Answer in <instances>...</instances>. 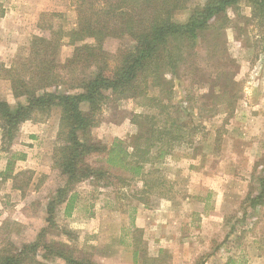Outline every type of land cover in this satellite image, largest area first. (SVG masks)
<instances>
[{
    "label": "rangeland",
    "instance_id": "374dc122",
    "mask_svg": "<svg viewBox=\"0 0 264 264\" xmlns=\"http://www.w3.org/2000/svg\"><path fill=\"white\" fill-rule=\"evenodd\" d=\"M206 1L190 0L174 20L188 22ZM0 3L6 10L0 18V61L6 66L29 56L34 37L50 38L52 28L68 33L76 25L71 0ZM227 15L229 69L239 82L240 96L232 108L223 104L211 114L203 110L209 84L179 83L171 117L204 130L197 129L193 144H186L188 139L175 144L169 155L146 166L151 172L148 193H142L144 182L130 179L128 173L120 172L125 182L113 180L110 187L104 186L106 181H85L70 192L76 196L72 214L66 216L65 204H59L51 226L48 203L58 199V190L65 186V177L53 168L60 110L23 124L9 153L1 149L0 133V173L14 151L26 155L14 164V173L32 172L23 191L15 188L14 180L0 176V253L11 247L10 242L16 247L34 242L47 229L42 239L46 243L82 250L98 264H155L147 259H158L156 264H264V197L256 207L251 205L264 184L263 31L248 20L251 8L246 2ZM62 41L59 61L64 63L73 50L67 46L68 37ZM131 44L128 39H109L106 49L116 53L120 46ZM188 96L194 97L190 103ZM0 99L17 103L9 80H0ZM140 114L156 116L160 124L165 119L142 102L113 100L98 114L92 139L130 145L139 132L135 119ZM88 161L97 167L103 163L99 154Z\"/></svg>",
    "mask_w": 264,
    "mask_h": 264
},
{
    "label": "trees",
    "instance_id": "16d2710c",
    "mask_svg": "<svg viewBox=\"0 0 264 264\" xmlns=\"http://www.w3.org/2000/svg\"><path fill=\"white\" fill-rule=\"evenodd\" d=\"M189 2L71 0L77 17L70 32L52 28L50 38H33L28 57H17L10 66L0 61V80L10 81L17 100L16 105H11L0 99L3 151L12 150L24 123L42 121L54 109L60 110L53 168L65 177V186L58 190V199L48 203L49 225H53L59 204H65L66 216L72 214L76 196L70 192L76 185L85 181H106L104 186L110 187L114 185L113 180L125 182L118 175L122 172L128 173L132 180L143 181L142 193H148L151 172L146 166L169 155L175 144L187 139L186 144H193L199 126L190 127L169 113L173 108L174 90L182 80H189L193 85L209 84L203 110L211 114L223 104L232 108L239 98V82L229 69L232 59L226 38L230 25L227 12L243 2L248 3L251 8L248 20L259 26L264 40V0H207L188 22H176V13ZM5 13L0 3V18ZM64 37H68L67 46L73 51L61 63L59 55ZM109 39H128L132 44L122 45L112 53L106 49ZM127 99L159 110L158 116H165L163 123L160 124L156 116L140 114L135 119L139 132L130 145L125 146L120 140L112 145L94 141L91 132L98 125L97 117L103 107L110 101ZM186 100L190 103L194 97L188 96ZM93 154L102 157L100 167L89 163ZM25 158V153L12 152L6 170L0 173L4 180H14L15 188L21 191L30 185L32 172L14 173L13 166ZM263 197L264 184L251 205L256 207ZM47 232L43 230V237ZM43 237L41 234L34 242L20 247L10 242L11 247L0 253V264H46L48 260H60L63 264H98L89 253L46 243ZM134 256L137 262L138 250ZM147 260V263L158 262V259Z\"/></svg>",
    "mask_w": 264,
    "mask_h": 264
},
{
    "label": "crops",
    "instance_id": "0c3cea01",
    "mask_svg": "<svg viewBox=\"0 0 264 264\" xmlns=\"http://www.w3.org/2000/svg\"><path fill=\"white\" fill-rule=\"evenodd\" d=\"M25 124V123H24Z\"/></svg>",
    "mask_w": 264,
    "mask_h": 264
}]
</instances>
